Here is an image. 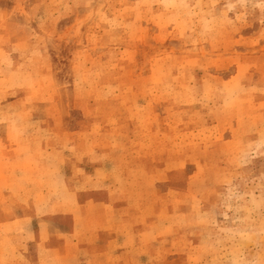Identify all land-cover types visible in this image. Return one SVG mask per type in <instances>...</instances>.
I'll list each match as a JSON object with an SVG mask.
<instances>
[{"label":"rangeland","instance_id":"374dc122","mask_svg":"<svg viewBox=\"0 0 264 264\" xmlns=\"http://www.w3.org/2000/svg\"><path fill=\"white\" fill-rule=\"evenodd\" d=\"M75 194L131 238L89 264H264V0H0V224L32 264Z\"/></svg>","mask_w":264,"mask_h":264},{"label":"crops","instance_id":"0c3cea01","mask_svg":"<svg viewBox=\"0 0 264 264\" xmlns=\"http://www.w3.org/2000/svg\"><path fill=\"white\" fill-rule=\"evenodd\" d=\"M38 196V195H37ZM76 194L74 200L65 211H57L51 216H68L70 225L67 231H54L56 222H52L49 213L43 212L46 206L37 205V214L42 219L38 220L37 236L33 239L35 244V264H89V259L83 254L102 252L111 255V258H118L117 252L125 248L126 241L131 238H124V235L113 236V232L105 233V239H100V229H90L89 221L96 219L93 207H78ZM61 210V208H56ZM89 210L88 214L86 213ZM111 225V222L108 223ZM88 225L90 226L88 228ZM1 228L7 230L8 235L4 243L5 253L0 248V264H32L28 257V250L23 247L24 235L28 230V222L23 219H16L0 224ZM97 236L96 240L93 237ZM123 236V237H122ZM21 244H20V243ZM120 245V247H119ZM99 255V254H98ZM116 255V256H114ZM3 256V257H2ZM83 256V257H82ZM113 264H117L113 261Z\"/></svg>","mask_w":264,"mask_h":264}]
</instances>
